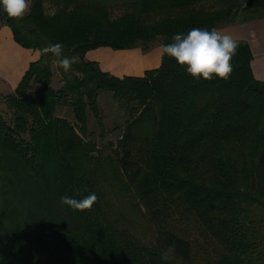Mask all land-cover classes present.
Segmentation results:
<instances>
[{
	"label": "trees",
	"instance_id": "trees-1",
	"mask_svg": "<svg viewBox=\"0 0 264 264\" xmlns=\"http://www.w3.org/2000/svg\"><path fill=\"white\" fill-rule=\"evenodd\" d=\"M29 2L22 20L0 6V28L39 52L0 115V264H264V81L247 41L227 81L166 55L123 77L85 58L262 18L264 0ZM50 43L78 57L68 72L40 54ZM107 98L123 116L110 130ZM91 193L90 210L60 202Z\"/></svg>",
	"mask_w": 264,
	"mask_h": 264
},
{
	"label": "clouds",
	"instance_id": "clouds-1",
	"mask_svg": "<svg viewBox=\"0 0 264 264\" xmlns=\"http://www.w3.org/2000/svg\"><path fill=\"white\" fill-rule=\"evenodd\" d=\"M0 6L10 19L22 20L30 10L29 0H0ZM239 41L224 30L212 28L211 30L194 27L186 34H174L170 43L159 45L161 57L164 55L173 58L178 65L185 67L187 74L192 78L211 81L214 77L227 81L234 68L232 59L237 54ZM62 43L48 44L40 49L43 56L51 55L55 64L68 72L72 65L78 62L76 56L63 55ZM98 200L95 193L76 199L63 195L60 202L73 210H90ZM175 245H169L162 251L161 259H171Z\"/></svg>",
	"mask_w": 264,
	"mask_h": 264
},
{
	"label": "crops",
	"instance_id": "crops-1",
	"mask_svg": "<svg viewBox=\"0 0 264 264\" xmlns=\"http://www.w3.org/2000/svg\"><path fill=\"white\" fill-rule=\"evenodd\" d=\"M231 34L235 40L247 41L252 52L250 63L255 79L264 81V17L250 20L245 23L226 25L219 28ZM5 45L13 53L11 63L0 71V93L8 89L15 90L22 76L29 68L30 63L38 60L39 52L25 49L18 45L12 32L6 26L0 28V54L3 58ZM159 45L152 46L148 52L139 48L127 50H113L109 47H99L86 52L85 58L99 64L102 71L109 72L117 77L143 76L147 70L157 69L161 65L162 57ZM4 59V58H3Z\"/></svg>",
	"mask_w": 264,
	"mask_h": 264
},
{
	"label": "rangeland",
	"instance_id": "rangeland-1",
	"mask_svg": "<svg viewBox=\"0 0 264 264\" xmlns=\"http://www.w3.org/2000/svg\"><path fill=\"white\" fill-rule=\"evenodd\" d=\"M159 45V43H155L153 46ZM4 53H3V58L0 57V59L4 63L7 65L11 63V59H12V52L8 49V47L5 45L4 47ZM1 56V54H0ZM0 60V71H2V69H4L2 66V62ZM58 83V76L55 75L54 77V84L57 85ZM2 94L0 93V115H2L4 118L8 119L9 118V113L7 112V107L4 101V96L6 94H9L10 92L8 91V89H2ZM102 95H110V93L104 92L102 93ZM103 111H104V117H105V123H106V129L110 130L115 122H119L122 123L123 121V116H122V111L117 108V106H115L111 100L109 98L105 99V101L103 102ZM94 128V127H92ZM96 130V129H95ZM119 137V135H116V133H112L109 132V134L107 135H103V136H98V145L99 146H104L105 144H107L110 141H115L117 138Z\"/></svg>",
	"mask_w": 264,
	"mask_h": 264
}]
</instances>
